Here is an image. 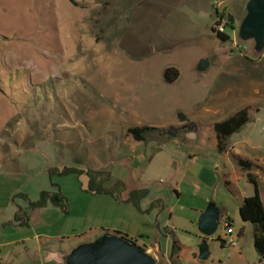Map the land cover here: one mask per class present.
<instances>
[{
    "label": "rangeland",
    "instance_id": "374dc122",
    "mask_svg": "<svg viewBox=\"0 0 264 264\" xmlns=\"http://www.w3.org/2000/svg\"><path fill=\"white\" fill-rule=\"evenodd\" d=\"M71 1L0 0V264H35L27 257L35 235L70 246L105 234L156 249V264H264L237 212L251 187L234 181L236 166L217 153L212 132L248 107L250 122L231 140L264 148V60L250 63L264 49L238 37L249 0ZM216 13L233 20L223 44L210 32ZM201 60L208 68L198 73ZM166 68L179 73L172 85ZM178 113L198 132L144 144L126 135L178 126ZM241 146L236 153H249ZM88 172L102 174L93 182L104 190H124L92 194ZM138 190L147 195L136 207L126 200ZM42 192H60L67 212L27 211ZM210 203L222 217L203 262L196 223ZM19 210L24 227L14 222Z\"/></svg>",
    "mask_w": 264,
    "mask_h": 264
},
{
    "label": "trees",
    "instance_id": "16d2710c",
    "mask_svg": "<svg viewBox=\"0 0 264 264\" xmlns=\"http://www.w3.org/2000/svg\"><path fill=\"white\" fill-rule=\"evenodd\" d=\"M72 4L73 2L69 0ZM219 19L215 21L210 28L211 34L215 37L217 41L221 44L229 41V38L224 35V33H219L215 31V27L220 24V21L224 16L215 14ZM232 27V18L226 17L225 27ZM179 77V73L175 68H166L162 72V79L166 85H172ZM178 126H169L165 129L151 128V127H133L128 128L126 135L130 137L133 142L136 143H146L152 141L154 137L160 138L161 140L167 142L173 139H176L184 134H195L198 132L199 127L196 123L189 121L186 116L182 113L177 114ZM249 123V110L242 109L237 111L235 114L230 117L217 122L212 125V132L215 139V148L219 155L229 154L231 160L234 162L235 166L240 173L244 175L246 183L252 188V195L243 199L238 207V216L243 223H247L252 228V243L253 248L260 259L261 262H264V208L258 192V185L255 177L251 174L253 170H259V167L249 161L243 160L235 155H233L230 149L227 147L228 139L238 133L244 126ZM77 174L80 173L75 170H64L62 175ZM101 173L98 172H88L87 176L90 178V184L88 191L95 195H106L111 198H117V190H124V186L120 183L113 190H104L101 187V184H94L93 181L98 178L101 179ZM146 191H132L129 193L126 200L127 203H130L134 206H138V202L146 197ZM47 204H51L54 207L61 209L64 213L67 212V204L64 197L57 193H46L42 192L39 195V199L36 202L27 203V211H35L44 208ZM159 202H154L151 204L150 209H159ZM26 211L22 212L21 210L17 211L14 216V222L17 223L19 227H24L26 223ZM220 216L222 217V211H220ZM227 225L230 226L229 219L226 218ZM241 236V232L239 234ZM176 247L173 244L172 255H175Z\"/></svg>",
    "mask_w": 264,
    "mask_h": 264
},
{
    "label": "water",
    "instance_id": "95a60500",
    "mask_svg": "<svg viewBox=\"0 0 264 264\" xmlns=\"http://www.w3.org/2000/svg\"><path fill=\"white\" fill-rule=\"evenodd\" d=\"M238 37L242 42L252 41L255 53L263 51L264 0L248 1ZM207 68L208 60H201L196 70L203 73ZM219 220L220 210L213 203L208 204L197 219L196 228L202 237L198 246L199 261H207L210 256L206 239L214 235ZM64 264H156V259L124 237L105 234L94 242L73 249L64 259Z\"/></svg>",
    "mask_w": 264,
    "mask_h": 264
},
{
    "label": "crops",
    "instance_id": "0c3cea01",
    "mask_svg": "<svg viewBox=\"0 0 264 264\" xmlns=\"http://www.w3.org/2000/svg\"><path fill=\"white\" fill-rule=\"evenodd\" d=\"M232 23H233V20H232ZM263 60H264V52L260 56H258L256 59H252L250 61V63H252V64L253 63H262ZM242 109H248L249 112H253V110L250 111V108H248V107H244ZM242 109H240V110H242ZM228 117H230V116H228ZM186 118L188 119V116ZM251 118H252V113L251 114L249 113V122H250ZM232 136L227 141V144L229 146L231 153L233 155H235V156H237L243 160L249 161V162H251V163H253L259 167V170H253L251 172V174L256 179V182L258 185L259 196H260V199L262 202V206L264 208V148H263V146H261L256 141H254V142L252 141L253 142L252 143L249 139H244L241 143L234 142L231 140ZM215 145H216V143H215V139H214V145H213L214 148H215ZM239 145L240 146L243 145V146H241V149H244V150L248 149L249 153H245V152H243V153L237 152L236 153L235 148L239 147ZM215 150H216V148H215ZM248 154H250V155H248ZM224 155L229 156V154H224ZM233 175H234V177H233L234 181H236V182H238L239 180L245 181L244 175L239 172L237 167L233 168ZM226 185L228 186V184H226ZM251 195H252V188H251ZM245 198H247V196L242 195L240 203ZM31 241H33L34 244L32 246V249L31 248L27 249V257L30 261H32L35 264L36 263L37 264H64V259L69 255V253L73 249L77 248L78 246H80L82 244H87V243L93 242L92 240H90L86 243L74 242L70 246H64V245H62V243L55 245V244L50 242V239H47V238H45L42 241L38 235H35L31 239ZM144 251L146 253H148L149 255H151L152 257H154L156 259V263L158 262L159 255H158L156 249L148 248V249H144ZM174 256L175 255H172V258Z\"/></svg>",
    "mask_w": 264,
    "mask_h": 264
},
{
    "label": "built area",
    "instance_id": "2783aa9c",
    "mask_svg": "<svg viewBox=\"0 0 264 264\" xmlns=\"http://www.w3.org/2000/svg\"><path fill=\"white\" fill-rule=\"evenodd\" d=\"M225 22H226V18L224 20H222L220 22V24L215 27V31H217L219 33H222L224 31ZM218 226H219V224H218ZM224 232H225V236L226 237H230L231 234H232V230L230 229V226L224 225ZM230 245L231 246H235L236 243L235 242H231Z\"/></svg>",
    "mask_w": 264,
    "mask_h": 264
},
{
    "label": "flooded vegetation",
    "instance_id": "af4514ba",
    "mask_svg": "<svg viewBox=\"0 0 264 264\" xmlns=\"http://www.w3.org/2000/svg\"><path fill=\"white\" fill-rule=\"evenodd\" d=\"M117 236H120V235H117ZM121 237H123V236H121ZM125 238V237H124ZM129 241V240H128ZM130 242H133V241H130ZM135 243V242H134Z\"/></svg>",
    "mask_w": 264,
    "mask_h": 264
}]
</instances>
